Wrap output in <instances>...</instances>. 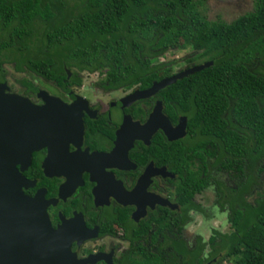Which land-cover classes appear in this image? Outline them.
I'll use <instances>...</instances> for the list:
<instances>
[{
  "label": "trees",
  "instance_id": "16d2710c",
  "mask_svg": "<svg viewBox=\"0 0 264 264\" xmlns=\"http://www.w3.org/2000/svg\"><path fill=\"white\" fill-rule=\"evenodd\" d=\"M204 2L0 0V84L7 82L5 65L59 87L80 85L79 75L100 72L102 86L132 89L213 63L162 91L166 108L188 117L186 140L164 143L163 150L180 178L181 205L187 212L200 210L193 199L214 185L230 232L212 231L207 259L198 238L192 249L176 241L167 262L133 259L135 264H222L228 258L264 264V0H255L252 12L231 23L211 20ZM183 50L192 52L184 62L161 61ZM179 63L186 67L176 68ZM21 83L28 93L33 90V84ZM207 155L235 188L203 177L195 160L205 162ZM187 221H181L179 234ZM159 224L177 228L172 215Z\"/></svg>",
  "mask_w": 264,
  "mask_h": 264
},
{
  "label": "flooded vegetation",
  "instance_id": "af4514ba",
  "mask_svg": "<svg viewBox=\"0 0 264 264\" xmlns=\"http://www.w3.org/2000/svg\"><path fill=\"white\" fill-rule=\"evenodd\" d=\"M85 74L97 75L98 79L85 84ZM79 76L80 85L42 88L33 84L29 93L20 81L26 88L23 97L29 98L33 104L44 105L39 96L45 92L66 105L76 104L75 114L81 113L83 122L81 131L79 128L74 131L68 143L44 147L33 153L31 166L23 177L31 185L24 189L25 195L37 199V208L34 209H45L54 231L65 228V236L73 238L71 252L80 262L135 264L133 259L167 262L175 254L178 240L192 249L201 236L188 242L184 237L185 227L181 234L178 232L180 223L185 218H188L186 224L191 223L194 217L189 213L193 211L209 219L208 210L198 204L197 199L213 190L216 205L217 195L214 185L197 195L193 204L200 210L193 208L187 212L186 206L180 203V178L169 167L171 162L164 157L163 148L164 143L186 140L188 117L181 116L176 107L166 108L163 90L139 98L156 82L151 87L137 85L132 89H114L101 85L104 76L100 72ZM71 77L69 72L68 79ZM135 94H138L136 99L125 105L124 100ZM158 105L174 131L183 118L187 119L184 138L170 141L163 129L159 128L151 136V130L144 128ZM125 122L129 124L122 129ZM206 158L205 162L195 160L203 177L210 175L212 179L235 188L231 177L215 166L216 158L208 155ZM222 176L227 182L220 179ZM216 208L220 210L217 205ZM170 215L176 218L177 228H162L159 223ZM208 246L206 244V249Z\"/></svg>",
  "mask_w": 264,
  "mask_h": 264
},
{
  "label": "water",
  "instance_id": "95a60500",
  "mask_svg": "<svg viewBox=\"0 0 264 264\" xmlns=\"http://www.w3.org/2000/svg\"><path fill=\"white\" fill-rule=\"evenodd\" d=\"M212 65L195 66L156 82L139 98L156 94ZM136 96L125 99V105ZM39 98L44 105L37 106L29 98L11 93L7 83L0 84V264H89L91 261H77L71 252V235L65 236V228L54 231L45 209L35 210L37 199L24 193L31 187L23 173L31 166L33 153L68 143L73 132L83 127L81 113L75 114L76 104L66 105L45 92ZM161 110L158 105L144 128L152 129L151 136L161 128L170 141L184 138L187 119L183 118L174 131ZM128 124L125 122L122 129Z\"/></svg>",
  "mask_w": 264,
  "mask_h": 264
},
{
  "label": "rangeland",
  "instance_id": "374dc122",
  "mask_svg": "<svg viewBox=\"0 0 264 264\" xmlns=\"http://www.w3.org/2000/svg\"><path fill=\"white\" fill-rule=\"evenodd\" d=\"M255 8V0H205L204 2V8L203 10L207 13V16L211 20H223L224 22L231 23L235 19L239 18L240 16H243L249 12H252ZM192 52L190 51H176L171 52L167 54L165 58H162L161 61H180L184 62L183 60L190 56ZM186 66L184 63H179L176 68L178 69H184ZM4 70L7 72V84L11 91L17 95L24 96L26 88L20 84V81L26 80L27 82H32V84L39 85L42 88H51L55 86V84L43 82L41 79H38L35 75H32L31 73H25L20 74L17 73L14 69V66L11 65H5ZM98 79L97 75L87 76L84 75V81L85 84H90L92 81H96ZM220 179H223L227 182V178L225 176H222ZM261 180L264 182V174H262ZM232 186V185H230ZM256 197H253L250 199L251 202L254 201ZM197 203L205 206V208L208 210L209 219L205 218V225L204 227H208L207 221H209L214 216V209L216 208L215 205V197L213 190L208 191V193H205L203 196L199 197L197 199ZM217 230L223 234L230 232V224L227 221V226L222 229H216L213 228L211 230V233L207 240L203 239L204 243L208 244V240L212 235V231ZM199 233H189L187 230H184V237L188 242L193 241L194 239L198 238ZM210 252L209 246L206 249V255ZM222 264H235L234 261H231L229 258L226 259Z\"/></svg>",
  "mask_w": 264,
  "mask_h": 264
},
{
  "label": "clouds",
  "instance_id": "9594fccd",
  "mask_svg": "<svg viewBox=\"0 0 264 264\" xmlns=\"http://www.w3.org/2000/svg\"><path fill=\"white\" fill-rule=\"evenodd\" d=\"M213 211V218L207 221L208 227H204L206 221L202 216L197 215L194 211L190 212L189 214L194 217V220L191 223L185 224V229L189 233L198 232L204 240H207L213 228L219 230L227 226L228 212L220 211L219 209H214Z\"/></svg>",
  "mask_w": 264,
  "mask_h": 264
},
{
  "label": "bare ground",
  "instance_id": "6f19581e",
  "mask_svg": "<svg viewBox=\"0 0 264 264\" xmlns=\"http://www.w3.org/2000/svg\"><path fill=\"white\" fill-rule=\"evenodd\" d=\"M147 129H149V130H152L151 128H149V127H147ZM143 131H145L144 129H143ZM145 133H148L147 131H145ZM122 139H123V137H121Z\"/></svg>",
  "mask_w": 264,
  "mask_h": 264
}]
</instances>
